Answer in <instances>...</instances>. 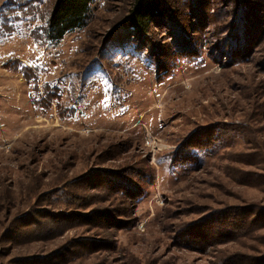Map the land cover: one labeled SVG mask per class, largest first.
I'll use <instances>...</instances> for the list:
<instances>
[{
    "label": "rangeland",
    "instance_id": "obj_1",
    "mask_svg": "<svg viewBox=\"0 0 264 264\" xmlns=\"http://www.w3.org/2000/svg\"><path fill=\"white\" fill-rule=\"evenodd\" d=\"M0 0V264H264V0Z\"/></svg>",
    "mask_w": 264,
    "mask_h": 264
},
{
    "label": "trees",
    "instance_id": "obj_2",
    "mask_svg": "<svg viewBox=\"0 0 264 264\" xmlns=\"http://www.w3.org/2000/svg\"><path fill=\"white\" fill-rule=\"evenodd\" d=\"M96 0H53L45 17L44 37L49 44L59 43L64 35L72 30L86 25L91 4ZM161 0H136L127 18V27L135 29L140 34L152 21L168 17Z\"/></svg>",
    "mask_w": 264,
    "mask_h": 264
}]
</instances>
